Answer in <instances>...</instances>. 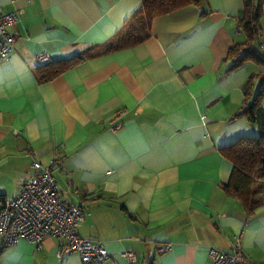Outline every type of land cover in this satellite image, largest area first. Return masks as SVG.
<instances>
[{
  "label": "crops",
  "instance_id": "0c3cea01",
  "mask_svg": "<svg viewBox=\"0 0 264 264\" xmlns=\"http://www.w3.org/2000/svg\"><path fill=\"white\" fill-rule=\"evenodd\" d=\"M140 3L0 0L17 12L16 41L0 60V193L17 194L33 160L48 163L58 146L64 164L53 174L63 199L84 212L77 232L110 255L94 264H206L208 247L230 251L236 240L247 259L264 263V203L248 214L222 188L232 163L220 148L257 133L239 111L261 66L230 68L227 58L245 40L235 23L243 2L184 5L154 17L143 40L101 52ZM260 25L254 46L264 51V15ZM89 49L98 54L37 80V53L49 63ZM58 245L55 237L40 248L0 244V264H84Z\"/></svg>",
  "mask_w": 264,
  "mask_h": 264
},
{
  "label": "built area",
  "instance_id": "2783aa9c",
  "mask_svg": "<svg viewBox=\"0 0 264 264\" xmlns=\"http://www.w3.org/2000/svg\"><path fill=\"white\" fill-rule=\"evenodd\" d=\"M16 19V11L5 10L0 5V60L7 59L13 49L17 35L10 27ZM35 59L41 65L48 63L44 51L37 53ZM121 114L122 110L115 113ZM119 125L117 122L112 127ZM63 164L64 156L55 146L48 163L33 160L34 172L25 178L17 194L0 193V244H16L25 239L40 248L45 238L55 237L59 253H75L84 264L105 263L110 255L102 242L82 237L77 232L84 212L79 204L63 199L65 189L53 174ZM169 246L163 245L160 250ZM119 254L128 262L136 260L132 250H122ZM207 254L206 264H264L247 259L239 240L233 243L230 251L210 246Z\"/></svg>",
  "mask_w": 264,
  "mask_h": 264
},
{
  "label": "trees",
  "instance_id": "16d2710c",
  "mask_svg": "<svg viewBox=\"0 0 264 264\" xmlns=\"http://www.w3.org/2000/svg\"><path fill=\"white\" fill-rule=\"evenodd\" d=\"M205 0H141L140 6L133 13L130 22L116 37L114 44H108L101 52L120 46L137 43L149 34L152 19L169 13L187 4L200 5ZM242 13L236 19V26L244 33L245 40L234 43L227 51V58L233 60L230 68L246 61H253L261 70L251 74L245 84V97L239 114H243L255 125L254 136H243L229 145L220 148V153L232 163L228 181L222 185L230 196L239 199L246 212L264 203V107L260 100L264 96V51L258 46L261 35L260 19L264 15V0H242ZM93 49L72 55L55 62L38 65L34 73L38 81H47L76 65L81 60L97 55ZM256 80V82H255ZM140 264H153L148 259Z\"/></svg>",
  "mask_w": 264,
  "mask_h": 264
},
{
  "label": "rangeland",
  "instance_id": "374dc122",
  "mask_svg": "<svg viewBox=\"0 0 264 264\" xmlns=\"http://www.w3.org/2000/svg\"><path fill=\"white\" fill-rule=\"evenodd\" d=\"M244 39H245V35H244ZM6 187H7L6 192H8V193H12V191L14 190V185L11 184L10 182L6 183Z\"/></svg>",
  "mask_w": 264,
  "mask_h": 264
}]
</instances>
